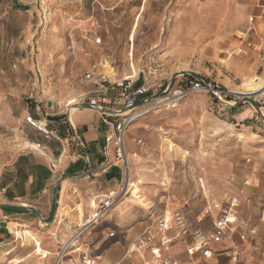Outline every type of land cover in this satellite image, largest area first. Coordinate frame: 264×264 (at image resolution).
Returning <instances> with one entry per match:
<instances>
[{
  "label": "rangeland",
  "instance_id": "obj_1",
  "mask_svg": "<svg viewBox=\"0 0 264 264\" xmlns=\"http://www.w3.org/2000/svg\"><path fill=\"white\" fill-rule=\"evenodd\" d=\"M222 1L0 0V171L17 154L39 149L31 135L47 140L27 116L43 120L46 113L91 109V100L105 111L93 110L109 114L123 108L111 85L129 80L131 91L150 87L143 99L149 102L139 100L138 107L151 110L126 135L129 193L70 253L83 246L96 264H157L150 251L130 252L134 240L158 218L182 213L189 231L172 221L163 259L202 264L200 252L189 254L196 251L190 233L203 229L212 238L214 221L234 202L239 256L234 260L226 238L212 244V264H264V95L240 91L245 80L264 79V48L249 47L240 19L221 24L213 7ZM191 77L245 100L233 106L191 92L174 101ZM65 214L79 220L78 211ZM243 233L250 238L242 240ZM16 235L25 247L16 242L0 264H38L41 256L25 258L42 249L36 235L18 229Z\"/></svg>",
  "mask_w": 264,
  "mask_h": 264
},
{
  "label": "crops",
  "instance_id": "obj_2",
  "mask_svg": "<svg viewBox=\"0 0 264 264\" xmlns=\"http://www.w3.org/2000/svg\"><path fill=\"white\" fill-rule=\"evenodd\" d=\"M213 10L219 14L222 25L234 18L240 19L248 29L249 47L256 44L264 48V0H224L214 4ZM221 35L226 37L229 32L223 30ZM93 109L46 113L43 120L38 115L39 121L61 117L56 122L65 139L64 145L58 141L39 140L33 134L30 140L33 144H42V149L17 154L0 171V257L15 252L16 248L12 247L16 242L23 249L25 245L17 237V229L30 230L42 249L34 248L31 242L28 246L34 251L25 258L37 255L41 256L38 264L47 261L54 264L60 246L76 233L82 219L81 211L86 219L92 210L85 213V209H92L98 198L124 181L113 145H106V137L113 129L105 123L103 115L106 114ZM107 121L115 119L109 117ZM68 211H78L79 220L70 221L65 214ZM82 248L66 259L72 261L76 257V262L80 260V252H86Z\"/></svg>",
  "mask_w": 264,
  "mask_h": 264
},
{
  "label": "built area",
  "instance_id": "obj_3",
  "mask_svg": "<svg viewBox=\"0 0 264 264\" xmlns=\"http://www.w3.org/2000/svg\"><path fill=\"white\" fill-rule=\"evenodd\" d=\"M94 43L96 45L102 44V39L97 38ZM88 79L91 78V75L87 76ZM99 82L102 83L105 81L103 78H98ZM187 86L185 88H180L175 91L172 99L174 101L180 100L181 98L189 95L191 92L198 93L202 92L209 95L213 100L218 101L221 104H232L233 106L237 103H242L245 100V95H239L233 93L226 88L221 87L219 84H214L208 82L202 77H191L187 79ZM131 82L129 80L123 81L121 83H115L111 85V89L115 90L116 88L120 92L121 100L119 99L117 104H122L123 108L109 110V114H106L105 123L110 124L112 127V133L106 137V145H113L114 156L116 159V164L120 167L122 174H124V185H120L117 188L108 190L104 195L98 198L96 206L92 208V214H90L86 219H83L81 224L77 225V231L65 244L60 246L58 253L56 254L54 264H66V257L70 255V249L74 248L76 243L79 242L81 236L84 232L89 231L94 228L100 221L104 220L114 209L121 199H123L129 193V185L131 180V158L127 152V132L129 127L138 119L145 115V112H149L151 109L142 110L138 107V101L143 100L144 97L150 91V87L147 84L137 88L134 91L132 89ZM104 88V87H103ZM106 91H109V87L106 88ZM142 102L148 103L149 100L145 99ZM104 103V101H103ZM91 105L93 108L104 112V107L101 106L96 100H91ZM105 105V103L103 104ZM157 106V105H156ZM113 117L114 122H108L107 119ZM69 124L71 122L67 120ZM26 122L37 132H40L44 135L47 140L58 141L64 145L65 139L61 136L60 126L53 118H46L44 121H39L32 117L31 115L27 116ZM37 148L42 149V144L38 143ZM234 205L233 202L228 208L223 211L222 216L217 218L214 221L215 233L212 235V238H209L203 229H195L190 235L193 239V244H195V249L189 251V254L192 256L196 252H200L203 256L202 264H212V258L214 257L212 244L220 243L223 239H228L232 244L234 260L239 256V248L237 244L233 241L232 235L234 234V229L232 228L231 221L234 218ZM175 221L178 226H180L183 234L188 233V226L186 225V217L182 213H177L174 218L168 220L167 216L158 218L153 225H151L148 230L142 233L134 240V247L130 249V252H148L150 251L153 258L158 262L157 264H181L178 261H172L169 259H163V250L169 248L171 239L169 238V232L172 229L171 223ZM251 235H254L253 232ZM250 236L247 234H242L241 239L247 240ZM76 251H80V248H77ZM74 252V251H73ZM72 253V252H71ZM81 259L78 264H96V260H93L86 252H80ZM193 262V261H192ZM150 264V263H148ZM192 264H198L193 262Z\"/></svg>",
  "mask_w": 264,
  "mask_h": 264
},
{
  "label": "bare ground",
  "instance_id": "obj_4",
  "mask_svg": "<svg viewBox=\"0 0 264 264\" xmlns=\"http://www.w3.org/2000/svg\"><path fill=\"white\" fill-rule=\"evenodd\" d=\"M240 91H242L245 95H252L255 93H259L260 96L264 95V79H263V77L260 78L259 76H256V77H252L249 80H245V82L240 86ZM146 113L147 112H145V114ZM25 146L26 147H32L33 144L27 142V143H25ZM131 180H130V185L133 184ZM169 214L170 213H168L167 218H168V220H171L172 216H170L171 214L170 215ZM39 251H41V250L39 249Z\"/></svg>",
  "mask_w": 264,
  "mask_h": 264
},
{
  "label": "trees",
  "instance_id": "obj_5",
  "mask_svg": "<svg viewBox=\"0 0 264 264\" xmlns=\"http://www.w3.org/2000/svg\"><path fill=\"white\" fill-rule=\"evenodd\" d=\"M61 117H55V118H53V120L56 122H58V119H60ZM61 132V131H60ZM61 136H62V133H61Z\"/></svg>",
  "mask_w": 264,
  "mask_h": 264
}]
</instances>
